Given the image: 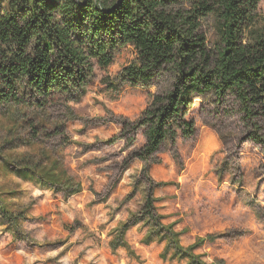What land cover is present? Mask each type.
Instances as JSON below:
<instances>
[{
  "label": "clouds",
  "instance_id": "1",
  "mask_svg": "<svg viewBox=\"0 0 264 264\" xmlns=\"http://www.w3.org/2000/svg\"><path fill=\"white\" fill-rule=\"evenodd\" d=\"M0 264H264V0H0Z\"/></svg>",
  "mask_w": 264,
  "mask_h": 264
}]
</instances>
